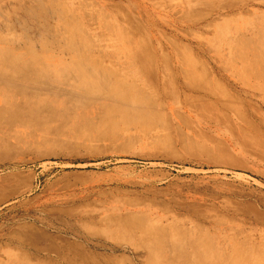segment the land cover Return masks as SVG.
Segmentation results:
<instances>
[{
	"label": "rangeland",
	"instance_id": "374dc122",
	"mask_svg": "<svg viewBox=\"0 0 264 264\" xmlns=\"http://www.w3.org/2000/svg\"><path fill=\"white\" fill-rule=\"evenodd\" d=\"M0 51L67 67L0 104V264H264V0H0Z\"/></svg>",
	"mask_w": 264,
	"mask_h": 264
},
{
	"label": "bare ground",
	"instance_id": "6f19581e",
	"mask_svg": "<svg viewBox=\"0 0 264 264\" xmlns=\"http://www.w3.org/2000/svg\"><path fill=\"white\" fill-rule=\"evenodd\" d=\"M133 50L132 48H129ZM47 65V68L38 67L41 64ZM41 62L40 55L38 53H28V52H19V51H0V104L4 107L14 106L21 100L16 92L22 91V98L25 100L27 96H34L31 92H26L25 90L19 88L21 91L15 90V87L10 85L8 81L12 79H25V77L30 78V74L34 75L40 79L51 80L55 76H62L65 74L64 71H67L63 61L48 60ZM78 63L75 68V73L72 79H69L68 82L75 84V82L80 81L83 84H88V75L85 73V69L79 66ZM36 68L37 70H33ZM62 79V78H60ZM79 83L75 85L78 87ZM26 96V97H25ZM13 102L14 105H12ZM180 243L178 240L177 245ZM153 247V246H150ZM155 250L150 249L151 253H154Z\"/></svg>",
	"mask_w": 264,
	"mask_h": 264
}]
</instances>
